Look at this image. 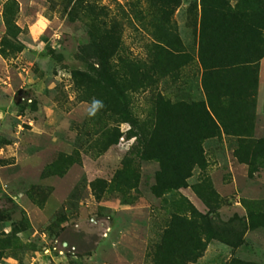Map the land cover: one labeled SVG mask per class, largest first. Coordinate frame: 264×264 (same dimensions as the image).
Returning <instances> with one entry per match:
<instances>
[{
	"label": "rangeland",
	"instance_id": "374dc122",
	"mask_svg": "<svg viewBox=\"0 0 264 264\" xmlns=\"http://www.w3.org/2000/svg\"><path fill=\"white\" fill-rule=\"evenodd\" d=\"M98 1L117 12L114 0ZM227 1L233 5L236 0ZM62 3L0 0V264H150L147 251L158 241L178 195L201 213L212 210L209 215L221 221H245L247 209L264 208V160H257L248 175L247 166L233 155L237 138L222 132L203 140L205 165L192 168L186 187L159 197L151 192L157 163L139 158L137 130L131 127L136 137L130 136L128 123L102 112L106 96L75 74L87 71L79 48L88 37L85 26L62 11ZM198 4L180 0L172 15L184 53L179 55L191 61L160 78L152 91L126 92L137 118L145 117L149 96L157 92L171 101L203 99L194 18L188 12ZM142 37L125 24L120 54L144 57ZM258 65L247 66L239 77L247 92H235V105L243 115L249 113L252 137L264 138V102L255 110L254 101ZM93 99L104 108L89 118L86 110ZM93 121L105 128L117 125L120 132L117 142L98 155L93 147L101 135L93 132ZM127 160L139 175L136 187L123 192L115 184L95 182L96 197L89 182H109ZM206 183L216 195L208 194ZM27 191L36 200L44 197L41 206ZM231 205L244 208L245 216ZM238 230L239 244L211 239L202 255L187 264H264V229ZM226 237L236 240L234 234Z\"/></svg>",
	"mask_w": 264,
	"mask_h": 264
},
{
	"label": "trees",
	"instance_id": "16d2710c",
	"mask_svg": "<svg viewBox=\"0 0 264 264\" xmlns=\"http://www.w3.org/2000/svg\"><path fill=\"white\" fill-rule=\"evenodd\" d=\"M71 2L63 0L62 11L79 20L88 37L79 48L87 71L75 74L85 76L100 95L106 96V108L103 107L102 112L110 111L118 123H128L130 136L138 135L139 158L157 163L150 187L155 196L186 187L192 168L205 165L203 140L221 132L237 138L238 146L233 155L247 166L248 175L256 170L257 160H264V138L252 137L249 113L243 115L237 111L235 92L246 95L247 88H240L239 77L247 66L257 64L264 55V0H236L233 5L227 0H199L197 10L189 9L194 18L195 60L204 98L171 101L159 92L154 93L149 96L148 111L142 119L132 114L126 92L152 91L160 78L176 72L187 60L191 61L188 55H181L184 53L172 18L180 0H114L116 13H111L110 8L98 0ZM125 24L143 35L144 57L120 54ZM91 123L93 132L101 135L93 147L98 155L117 142L120 132L117 125L105 128L98 121ZM131 127L137 130L136 134L130 131ZM41 175H44L43 170ZM138 177L127 160L109 182L95 179L89 186L95 196V182L102 186L114 187L115 184V189L126 192L136 187ZM197 184L192 186L195 188ZM205 187L208 194L216 195L207 183ZM26 195L41 206L44 197L36 200L28 191ZM172 205L158 241L147 251L150 264H187L202 255L211 239L236 246L241 241V234H237L239 227L242 232L256 227L264 229V208L247 209L245 221L236 217L221 221L215 213L209 215L212 210L197 211L182 195L173 199ZM232 234L235 241L226 237Z\"/></svg>",
	"mask_w": 264,
	"mask_h": 264
},
{
	"label": "crops",
	"instance_id": "0c3cea01",
	"mask_svg": "<svg viewBox=\"0 0 264 264\" xmlns=\"http://www.w3.org/2000/svg\"><path fill=\"white\" fill-rule=\"evenodd\" d=\"M259 71H258V80H257V90L255 92V110L258 108V104L260 101L264 102V94H261L262 92H260V90L262 89V87L264 86V55L259 59ZM204 98V95H203ZM231 181H233V175H232V179ZM235 204L239 205V202H235ZM232 209L234 210V212H236V214H238L239 216L244 215L245 216V212H244V208H242L240 206V208L234 207V205H231Z\"/></svg>",
	"mask_w": 264,
	"mask_h": 264
},
{
	"label": "clouds",
	"instance_id": "9594fccd",
	"mask_svg": "<svg viewBox=\"0 0 264 264\" xmlns=\"http://www.w3.org/2000/svg\"><path fill=\"white\" fill-rule=\"evenodd\" d=\"M103 107L104 104L101 100L93 99L86 110V115L89 118L94 117Z\"/></svg>",
	"mask_w": 264,
	"mask_h": 264
}]
</instances>
